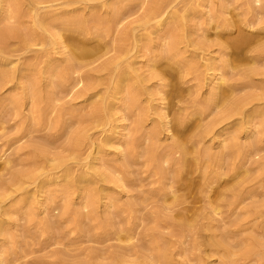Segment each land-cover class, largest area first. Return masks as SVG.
<instances>
[{
    "label": "rangeland",
    "instance_id": "obj_1",
    "mask_svg": "<svg viewBox=\"0 0 264 264\" xmlns=\"http://www.w3.org/2000/svg\"><path fill=\"white\" fill-rule=\"evenodd\" d=\"M107 1L60 7L52 0H2L0 65L8 78L0 81V264H128L155 246L181 264H264V0H110V7ZM158 4L176 15L161 28L146 17ZM67 10L70 26L85 23L60 32L75 53L71 66L50 33L33 23L35 14L49 23ZM241 32L250 40L231 45ZM170 42L174 61L161 58ZM82 47L89 53L78 55ZM118 48L127 51L124 62L102 69L118 60ZM211 59L227 80L218 87L234 85L229 98L256 96L246 107L254 116L238 134L223 123L199 134L220 112L206 104ZM127 65L135 79L117 85ZM249 67L253 72L243 76ZM86 75L88 86L75 85ZM107 101L114 117L103 115L96 126L90 112ZM163 113L170 121L181 113L184 127L179 133L157 124L151 139L153 119ZM108 136L111 145L96 153ZM178 139L198 159L181 175L188 191L172 180ZM230 143L235 147L222 155ZM56 159L70 180L82 174L92 182L64 187ZM13 172L21 173L15 182ZM204 181L211 182L206 192ZM182 194L186 210L172 202ZM213 237L224 238L216 251L206 246Z\"/></svg>",
    "mask_w": 264,
    "mask_h": 264
},
{
    "label": "bare ground",
    "instance_id": "obj_2",
    "mask_svg": "<svg viewBox=\"0 0 264 264\" xmlns=\"http://www.w3.org/2000/svg\"><path fill=\"white\" fill-rule=\"evenodd\" d=\"M52 1H56L59 3L57 4L58 6H72L75 4H82L85 3L87 0H52ZM113 2L119 1V0H111ZM2 5V0H0V6ZM110 7V0L107 1V7ZM13 12L16 13L17 10L13 9ZM75 12V11H74ZM56 14L53 15L55 18L50 21L49 23H47L46 18L43 16H39V14H35L36 19L34 20L33 17V23L34 26H38L41 30L50 33V38L52 40L53 43L57 44L58 47L63 50L67 56V61L69 62V66H71L74 61V55L75 53L71 52L70 50H67L64 42H63V35L60 34V32L62 31H71L73 29H80L82 30L84 28L85 23H80L78 26L76 27H72L68 24V20L67 17L69 16V14L71 13L70 10L67 11H60V13L55 12ZM147 20H155L156 21V25L159 26V28L163 27L164 25L170 23V22H174L176 20V15H174L173 13L170 12V8L168 5L166 6H162L160 4L155 5L154 8L150 9L147 14H146ZM10 31H12L11 29H8ZM52 32V33H51ZM128 34L127 29H123L120 34L118 35L121 39L126 37ZM250 40V36L247 33H239L235 39L232 41L231 45L233 46H238L240 44H244L247 43ZM171 42L168 44V48L166 49L168 52L164 53V56L162 55L161 58H166L167 60L172 61V56H171V50L173 49L171 47ZM118 52L120 53V56L118 57V60L115 59H110L109 62H105L102 66V69L104 70H110L112 66L117 67L121 64V62H124L123 59H125L126 55H127V51L122 50L121 48H118ZM89 53V49L87 47H82L79 51H78V55L80 56H84L86 54ZM220 53L223 55L221 57V59L219 60V63H221L224 67L222 68H227L228 67V62L229 60L227 59V55L223 52V49H220ZM160 58V55L158 56ZM257 58V56H255V59ZM120 60V61H119ZM174 61V60H173ZM212 61V67L207 68L208 71H211L210 74L207 75L206 80L209 82L210 85V98L208 99V101H206V104L211 107L214 106L215 107H219L220 108V112L219 115L213 119L211 122H209L208 124H206L204 127L201 128L200 131V135L201 136H206L208 134H210L214 128L223 123L224 125H226L227 127L230 126L231 130L230 133L231 134H238V132L240 131V129H242V125L243 122H246L247 120H249L250 117L254 116L253 112L248 111L249 109H247L246 107L250 104V102H252L256 96H253L251 94H247L241 97H230V95L232 94V88H234V85L231 84L229 86H227L226 88L223 87H218V84L220 82L223 81H227L224 77L225 74L219 70V66L216 64L217 60L216 59H211ZM253 67H249L247 69H245L243 71V76L246 75V73H251L253 72L252 69ZM127 72H119L117 79H116V84L117 85H127V83H129V81H131V79H135L134 75L133 77H131V74H133L134 71H130L131 70V65H127L126 67ZM225 71V70H224ZM153 74V73H152ZM155 76H157L156 74H154ZM93 76V75H92ZM91 76L86 75L84 77L81 78V80L77 81L75 83V85H79L81 82H85L86 86H88L87 84L90 81ZM8 78V74L7 71H5V69L3 68L2 65H0V81L3 79ZM159 86H163V88H165V86L167 87V84L165 83H161L159 84ZM171 87L170 91L168 92V94H173V86H169ZM158 92L160 93V90H158ZM162 93H164V91L161 90ZM175 92V91H174ZM260 98V97H259ZM164 101V98H161ZM16 103V102H15ZM98 106H101L100 108H97ZM98 106H94L92 108V111L90 112V116L92 117V119L94 120V124L96 126L101 125V119L103 115H106L109 119L114 117V114L112 113L113 107H111L112 105H110V102H103L102 104L98 105ZM165 106V105H163ZM173 107V106H172ZM165 107H162L161 110H164ZM241 117V120H240ZM185 116H182L181 113H178L176 115H173L172 120H167L166 114L163 113L159 116H157V120L153 119V126L151 127V130L149 132V136L151 139H155L158 135V125H161L162 127H165L166 129L169 128V125L171 124V128L172 130H175L176 132L181 133V129L184 127V121H185ZM114 119V118H113ZM140 119H142V116L139 115L138 119L135 122V126L140 124ZM243 119V120H242ZM246 120V121H245ZM114 121H116V119H114ZM158 124V125H157ZM114 130L117 129V126L115 125ZM111 137H104V139L101 140L100 145L97 146L96 149V153H98V151L103 148V147H107L111 145ZM79 139H75L73 142H69V145L72 147H75L78 144ZM133 141L130 142V144H132ZM235 144L230 143L227 147V151L225 153H223L222 155H225L227 153H230L231 150L235 147ZM252 145V144H251ZM250 145V146H251ZM174 148L176 150V154H178V160H177V168L173 173V184L176 185L179 189H183L184 191H188L189 186L184 184L182 182L181 179V175L182 173L185 171V169L191 164V162L193 161H197V157H190V149L187 146V140L186 139H178L175 143H174ZM240 147L237 145L236 146V150L240 151L239 149ZM147 155L150 154V150L146 151ZM123 154L126 156V162L128 161V155L130 153H128V151L124 150ZM1 158V157H0ZM94 159V157H93ZM95 159H97V157H95ZM55 161V160H54ZM56 161L58 162V164H60L62 167L64 166V181L65 184L63 185L64 187L69 186V183L71 182H75L78 185L84 186L85 184L88 185L89 183H91L92 181L86 180L84 179L83 175L80 174L78 175L76 178L70 180V172L67 166L64 165L63 163V159H56ZM90 172L91 173H96L97 171L95 170L96 167L94 165H90L89 166ZM21 175V173L19 172H13L11 174V180L13 182H15L17 179H19V176ZM100 175L104 178V180H106L105 175L101 174ZM51 180V178L46 177L43 181V183L49 182ZM119 182L124 183V179H118ZM42 183V184H43ZM205 184H202L200 186V190L203 192H206L207 190H209L211 188L210 183H207V181H204ZM166 196V194H164ZM225 195L223 194L222 197H224ZM187 196L186 194H182V195H173L172 196V202L173 203H177L178 206H181L179 209H183L186 210V207H184V204L187 201ZM4 229L0 228V233L3 234ZM224 238H222V240H215L214 237L208 241L207 243V247L209 248L210 251H216V248L219 246H224L225 243H223ZM193 249H195V247H193ZM185 250V249H184ZM198 250H200V248H198ZM151 252V254H149L147 257H145L144 259H142L141 261H133L130 262L128 264H181L178 261H175V259L169 255V251L166 247H162V246H155L153 248H151L149 250ZM77 264H81V263H77ZM126 264V263H125Z\"/></svg>",
    "mask_w": 264,
    "mask_h": 264
}]
</instances>
